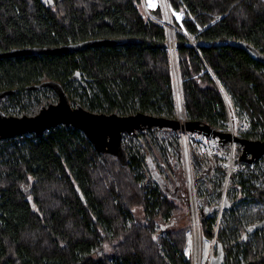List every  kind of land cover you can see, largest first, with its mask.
<instances>
[{
	"label": "trees",
	"instance_id": "16d2710c",
	"mask_svg": "<svg viewBox=\"0 0 264 264\" xmlns=\"http://www.w3.org/2000/svg\"><path fill=\"white\" fill-rule=\"evenodd\" d=\"M168 1L184 14L182 26L173 14L171 19L186 121L225 132L229 107L231 117L238 112L250 121L242 137L264 141V62L240 47L247 42L264 53V0ZM157 8L146 9L144 0H0V52L123 40L81 52L0 58V91L16 90V97L55 81L92 112L176 119L168 30ZM125 147L126 166L72 127L0 142V264H191L189 227L169 229L183 211V172L172 189L151 167L146 179L149 160L140 149ZM214 171L222 174L216 183L221 196L227 171L217 164L205 173ZM247 175L231 174L230 188L264 203V188L255 182L264 181L263 173ZM195 189L202 236L215 239L221 264H264V228L248 237L264 208L243 217L231 212L216 231L218 205L201 186ZM136 208L150 220L137 222ZM160 219L166 236L156 233ZM103 243L110 251L99 254Z\"/></svg>",
	"mask_w": 264,
	"mask_h": 264
},
{
	"label": "rangeland",
	"instance_id": "374dc122",
	"mask_svg": "<svg viewBox=\"0 0 264 264\" xmlns=\"http://www.w3.org/2000/svg\"><path fill=\"white\" fill-rule=\"evenodd\" d=\"M168 1V0H167ZM145 8L147 9L149 0H145ZM161 6L162 5H159ZM163 9V7H162ZM171 9V8H170ZM164 11V9H163ZM173 14L175 20L182 26V19L184 18V14L181 12L173 13L171 9V15ZM164 25L165 23V13H164V20L160 22ZM166 26V25H165ZM191 38V37H190ZM174 66V65H173ZM175 69V67H174ZM81 81V80H79ZM78 81V82H79ZM85 86V84H83ZM14 96V95H13ZM8 96L0 101V113L5 114L6 116H16L22 117L23 115L27 116H34L40 112L43 107H47L50 103H57L58 96L56 92L51 88H41L30 90L17 95L16 97ZM72 106H76L77 104L73 103L74 101L70 100ZM230 102V101H229ZM237 112L238 110L235 109ZM235 112V113H236ZM233 125L235 134L237 136H241V133L247 131L250 128V121L246 115L236 113L233 115ZM230 129V122L228 123V130ZM47 133V132H46ZM29 135V134H27ZM136 136H133V140H129V136H123L122 143L126 150L125 145H130L134 151L136 149H140L144 156L149 160V163L145 166V176L146 179L151 178V168L155 174L160 173L161 177L167 181L169 188H174L175 182H177L178 175L183 172L185 178V190L180 192L181 195V207L183 209L182 212H179L173 219L169 221L171 227L169 228L171 231H178L180 229H186L189 227L188 230V250L187 255L191 260V264H193V222L192 216L190 212V203H189V187L186 178V174L183 167V155L180 148V143L177 140V137L172 133L170 129H158L155 128L153 130L146 129L145 131H137ZM1 140L0 142H2ZM223 152L228 154L229 156L234 153L235 155V163H238L239 156L242 152V146L238 143H226L223 147ZM199 159V160H197ZM192 162H193V169H192V177L195 187L201 186V193L206 196L208 199L215 202V205H218V221L216 224V231H218V227H223L224 225V217L227 216V221L232 219L231 212H234L236 215L243 217L248 212H256L264 208V203L252 200L251 197L246 195L241 196L237 195L234 189L230 188V182L232 177L224 178L223 188L221 189L222 195L218 196V192L220 191V186L217 187L216 183L221 180V172L214 171L213 173L208 172L207 174L205 171H209L212 166H216L218 161L216 159H207L204 160L196 154H192ZM261 171L264 175V158L259 159L256 161L255 168L253 169L252 173L247 171L245 168L241 172L248 173L246 176L247 178L251 177V175L256 171ZM238 173V172H236ZM251 173V174H250ZM257 185L264 188V181L263 179H257ZM229 210V211H228ZM135 220H140L143 223H146L150 220L149 217H146V214L143 209L136 208L134 210ZM144 217V218H143ZM259 220L253 222L257 223ZM138 222V221H137ZM167 223V224H169ZM166 221L164 220H156L155 222V230L156 233L163 232L161 229L162 225H165ZM169 231H164L161 235L166 236ZM110 238L112 234L109 233ZM232 238V235L230 236ZM249 239H254V234L249 231L248 235ZM202 241L204 245V264H209L211 258L216 256L217 247L215 243V239L212 241H208L203 238ZM103 249H99V254L102 252H109L110 246L108 244H102ZM163 255L169 261L167 253L162 251Z\"/></svg>",
	"mask_w": 264,
	"mask_h": 264
},
{
	"label": "water",
	"instance_id": "95a60500",
	"mask_svg": "<svg viewBox=\"0 0 264 264\" xmlns=\"http://www.w3.org/2000/svg\"><path fill=\"white\" fill-rule=\"evenodd\" d=\"M164 25L166 24L164 23ZM183 33L185 32L183 31ZM121 42H123V40L94 38L82 42H71L60 46L13 48L7 52H0V58L74 53L95 47L115 46ZM189 46H191V43H189ZM240 47L245 50L253 60L264 62V53L260 52L252 44L243 42L240 44ZM76 76L80 78V73L77 72ZM41 88L53 89L58 96L57 103H50L34 116L23 115L22 117H16L6 116L0 113V141L22 137L27 134L43 136L46 132L58 126L72 127L82 131L99 153H109L115 156L122 165L126 166L129 163V156L122 143L123 136L128 135L129 137H133L136 136L135 134L137 131H145L146 129L153 130L158 128L170 129L171 131L186 129L187 131H197L218 136L222 141V146L231 142L240 144L242 146V152L239 156V162L241 163L252 164L264 158V141L261 140L247 139L234 135L230 131H218L198 121H186L185 125H182L178 118L169 119L142 112L128 116H121L117 113L106 114L92 112L82 105L72 106L64 87L55 81H47L30 86L29 90ZM15 93L16 90L0 91V101ZM263 228L264 219L251 225L248 231L255 233ZM221 261L222 252L219 248L218 255L211 258L209 264H221Z\"/></svg>",
	"mask_w": 264,
	"mask_h": 264
},
{
	"label": "built area",
	"instance_id": "2783aa9c",
	"mask_svg": "<svg viewBox=\"0 0 264 264\" xmlns=\"http://www.w3.org/2000/svg\"><path fill=\"white\" fill-rule=\"evenodd\" d=\"M173 62V61H172ZM173 78H174V96L176 100L177 118L182 125H185L186 118L184 114V98L181 91V82L178 76V68L174 69L173 66ZM230 129L229 131L235 134L233 118L228 107ZM177 137L180 143V148L183 155V167L186 174L188 187H189V203L190 212L192 216V207L195 205L199 216L198 201L196 197V189L192 177V154H196L204 160L216 159L218 165L227 171V177L236 172H241L245 168L247 171L252 172L255 168L256 162L252 164H245L238 161L235 163V155L232 153L230 156L223 152L222 141L218 136L208 135L203 132L187 131L186 129H179L178 131H172ZM193 222V221H192ZM200 227V219L198 221V228ZM194 230V227H193ZM201 230V227H200Z\"/></svg>",
	"mask_w": 264,
	"mask_h": 264
},
{
	"label": "bare ground",
	"instance_id": "6f19581e",
	"mask_svg": "<svg viewBox=\"0 0 264 264\" xmlns=\"http://www.w3.org/2000/svg\"><path fill=\"white\" fill-rule=\"evenodd\" d=\"M144 3L145 0H144ZM159 5H162L165 13V24L167 26L168 30V47L169 51L172 56V61L175 69H177V62H176V43H175V37L174 32L176 30L174 23L171 19V9L169 7V3L167 0H149L148 3V10H154ZM161 7V6H160ZM158 9V8H157ZM192 221H193V227H194V233H193V264H204L203 258H204V245L202 241V233L200 230V227L198 228V221L199 216L197 213V209L195 205L192 207Z\"/></svg>",
	"mask_w": 264,
	"mask_h": 264
}]
</instances>
